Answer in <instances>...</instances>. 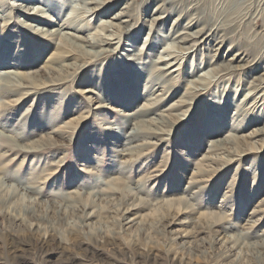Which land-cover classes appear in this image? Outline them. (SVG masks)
<instances>
[{"label": "rangeland", "instance_id": "374dc122", "mask_svg": "<svg viewBox=\"0 0 264 264\" xmlns=\"http://www.w3.org/2000/svg\"><path fill=\"white\" fill-rule=\"evenodd\" d=\"M22 1L8 0V6ZM161 2L171 11L150 31L143 20H148ZM125 3H133L131 24L123 32L112 29L118 37L110 35L101 27L102 21L109 20L108 16ZM82 4L83 0L28 3L57 18L50 26L36 23L45 28L79 14ZM12 13L14 18L21 17ZM89 14L84 13L86 18L75 24L80 34L110 38L115 53L89 61L83 72H58L54 75L61 78L58 85L24 100L7 105L0 93V177L22 190L33 187L42 201L33 220L23 219L19 225L7 220L9 214L24 217L33 210L21 194L8 205L7 212L0 211V264H264L262 253L239 248L227 253L223 239L214 240L206 230L194 228L196 215L182 214L177 220L162 221L166 209L157 206L142 209V214H151L142 224L129 214L119 217V228L111 220L99 218L100 211L81 222V213H73V205L65 200L74 195L85 200L88 193L103 190L113 176L119 175L132 194L152 204L192 197L189 202L196 211L227 215L223 223L227 235L241 236L248 242L264 239V211L251 213L264 200V135L250 138L257 140L256 151L233 154L227 165H219L199 184L189 186L191 173L211 139L249 135L264 125V88L251 90L255 94L245 97L250 91L249 81L264 76V0H116L100 13ZM179 15L180 25L171 29L173 18ZM192 16L198 24L194 27L213 29L210 43L203 49H191L175 65L176 61L170 60L168 75L153 74L156 66L163 65H155L159 57L167 64V53L174 44L172 36ZM45 40L17 22L0 27V85L18 83V74L37 75L55 51ZM216 40L223 41L218 50L213 47ZM238 50L246 52L250 60L245 70L225 71L219 77L206 73L218 65L222 55L229 58ZM213 53L217 55L211 59L209 54ZM174 67L179 70L169 75ZM6 72L9 78L2 77ZM199 75L204 76L202 89L193 83ZM188 93L192 100L179 110L184 119L170 127V134L154 140L151 148L130 159L121 154L131 128L124 119L126 114L146 105L149 97L162 98L143 114L153 115V111L175 101L178 104V98ZM139 116L135 113L132 118ZM71 118L78 121L69 128L72 137L54 136L63 143L53 148L30 154L11 150L14 146L6 141L7 135H18L19 143L30 142L66 125ZM4 196L0 188V197ZM260 207L264 210V205Z\"/></svg>", "mask_w": 264, "mask_h": 264}, {"label": "bare ground", "instance_id": "6f19581e", "mask_svg": "<svg viewBox=\"0 0 264 264\" xmlns=\"http://www.w3.org/2000/svg\"><path fill=\"white\" fill-rule=\"evenodd\" d=\"M30 1L32 0H23V4L21 3L15 4V6H8V0H0V27H4L6 24L17 22L18 26L24 30H28L35 36L46 39L45 41H47L50 46L53 45L55 47V51L49 56L44 67L38 71L37 75L32 73V75L28 73L18 74V83H3L0 85V93L5 96L4 98H6L5 102L7 105L15 101L22 99L24 100L26 96L33 93H38L43 88L58 85L56 82L61 78L58 79L54 75L60 74L58 73L60 71L66 73L71 71L70 75L76 74L80 71L83 72L86 66L85 64H87L89 61L96 60L107 52L111 54L116 52V48H112L113 46L109 40L110 38H102L95 34H93L92 37H88L84 33L80 34V29L77 27L79 25H75L86 18L83 15L84 13L90 12L89 15H96L100 13L107 6V4H112L116 0H83V4L80 8L81 12L79 14L72 15L69 18L62 20L61 23H56V27L51 25L52 28H45L42 25H36V23H44L50 26L51 22L54 23L57 18H52L51 15L49 16V14H45V12L40 10L38 7H35L36 9L33 6L30 7V5H28ZM132 4L133 3L126 4L120 8L119 11H116L111 16H108L110 19L102 21L101 27H103L105 31L110 32V35L117 34L113 32L112 29H115L119 32L128 30V26L131 24L130 21L132 14H130V11ZM165 5L166 4L164 2L158 3L154 8L153 15L148 20H143L145 22V26H147L150 31L154 29L155 25L162 18L165 17L164 14H166V12L171 11L169 8L170 6L165 7ZM12 12H18L21 17L14 18ZM180 16L181 15L173 18L171 24L174 26L171 29H174L175 26L177 27L180 25ZM193 19V16L190 17L189 20H187L186 23L181 26V29L178 31V33L172 36L174 41L172 47L173 49L167 53L170 58L168 59L167 64H165L164 62L166 59L159 57L158 60L160 61H155L154 63L155 65L163 63V65L156 66L152 71L153 74L159 75L161 77L168 75L166 72L168 70L167 65L173 62L170 60L173 59L176 61L173 64L175 65L186 54L190 53L191 49L194 51L199 47L203 49L206 48L208 43H210V39L215 35L213 29H207L205 27L197 28L196 26L194 27L193 25L198 24H194L195 20ZM33 23H35V25ZM118 35L119 34H117L116 37H118ZM222 42V40H216L213 43V47L216 46L215 49L217 50L222 48ZM246 54L247 53L243 50H238L235 51L229 58H226V56L222 55L218 65H213V67H210L206 70V73L215 74L219 77L222 72L225 71L229 73L230 71L234 70H245L246 67L250 65V60H248ZM216 55V53L209 54V57L213 59L216 57ZM70 58H72L73 61H67ZM178 70V67H174L169 75H171L173 71L176 72ZM9 75L10 74L6 72L2 77L9 78ZM38 77H42L43 79H38ZM193 83L200 86L201 89L204 88V76L199 75L197 79L193 80ZM248 87L250 91L249 93L247 92L245 97L248 94H251V96L255 94V92L252 93L251 90H262L264 88V76L259 75L250 80ZM86 91L93 93L92 89H88ZM186 94L178 98V104L175 101V103H172L167 108L153 111V115L145 116L143 114H146L152 109V107L158 105L162 101V98L149 97V99H147L148 102H146V105L139 107L133 113L126 114L124 119L131 128L129 134L127 135L128 137L126 147L121 149V151L125 152V154H123V152L121 154L123 156H127L130 159L133 156L140 154L144 149L148 147L151 148L156 143L154 140H158L164 135L170 134L172 125L176 126L184 119V114L179 112V110L183 106L188 105L189 100H192V95L189 93L188 95ZM100 106L105 107L106 105H97V107ZM135 113L140 115L136 119L132 118ZM76 123H78L77 119L71 118L66 125L61 127L59 126L51 130V132H45L43 135L30 142L19 143L18 135H7L8 140L6 141L10 143L12 147L14 146V148H11V150H17V152L24 151L27 153L30 152V154L40 152L45 148H53L54 146L63 143V141L58 140L54 136L58 135V138L60 137L63 139L72 137V133L69 131V128ZM2 135L5 134L2 133ZM262 135H264V125L261 127H256L249 135L236 136L229 134L222 138L217 137L215 139H211L208 149L204 152V154H202L203 156L201 157V162L196 165L191 173V182L189 183V186L199 184L204 177H208L213 174V171L218 169L217 167L219 165L221 167L227 165L231 161L230 156L233 154L240 155L241 153L245 152L247 155L252 151H256L258 149V147L255 145L257 140L252 141L250 138L255 136L262 137ZM142 138L145 140L142 142H137L138 140H142ZM241 144H246L247 146L242 147L240 146ZM238 147H240V152L235 153L238 150ZM109 181L110 182H108L103 190L95 193H88L85 200H77V195L65 199L73 205V213H75V211H79L81 213L80 217L78 218L81 222L82 219L94 217V212L100 211L102 213H100L101 216L99 218H103L105 222L111 220V223L117 225L119 228L121 225L120 221H118L119 217L127 214L133 216L134 219L139 218L140 224H142L143 221H146L151 217L149 212L142 214V209L153 210L158 206L166 209V213L161 217L162 221L167 218H173L174 220H177L182 214L196 215L194 228H197L199 231L202 229L206 230L209 235L211 234L213 237L215 236L214 240L219 237L223 239L225 243L224 248L227 253L239 248V250L244 249L249 252L264 254V239L248 242L244 239V237L226 234V227L223 225V223L226 220L227 215L224 212H198L192 207V202H189V199L191 201L192 197H189V199L184 197L177 200L166 199L157 202L156 204H152L141 196L132 194L131 187L129 188V186L126 185L127 183L123 177L115 175ZM0 188L5 192V196L0 197V211L2 214L3 212H7L5 209L19 194H21V199L26 201L28 206L33 208L32 212L27 213V215L24 217L17 216V214H9L11 217L9 216L7 220L11 224L16 225L23 223V219H29V221H32L34 218V211L37 210V204L42 202L41 199L37 197L34 188L26 187L22 190V188L7 183L2 177H0ZM30 193L31 195L33 193L34 194L31 196ZM223 201L224 200L221 199V202ZM175 204L177 206H175ZM262 205H264V200H261V204L259 205L258 209L253 210L251 213L264 211L261 210L260 206ZM90 209L91 211L88 212ZM191 232L192 230L189 232L186 231L187 235H190Z\"/></svg>", "mask_w": 264, "mask_h": 264}]
</instances>
